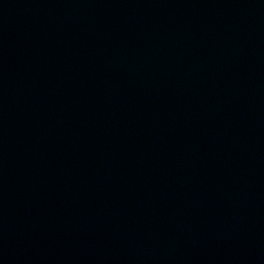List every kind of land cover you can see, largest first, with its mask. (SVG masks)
Segmentation results:
<instances>
[{
  "label": "water",
  "instance_id": "obj_1",
  "mask_svg": "<svg viewBox=\"0 0 264 264\" xmlns=\"http://www.w3.org/2000/svg\"><path fill=\"white\" fill-rule=\"evenodd\" d=\"M0 264H264V0H0Z\"/></svg>",
  "mask_w": 264,
  "mask_h": 264
}]
</instances>
